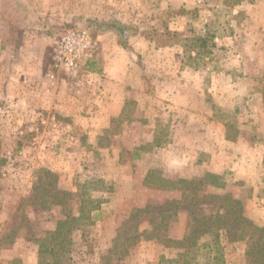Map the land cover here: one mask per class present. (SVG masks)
I'll return each instance as SVG.
<instances>
[{
  "label": "rangeland",
  "instance_id": "374dc122",
  "mask_svg": "<svg viewBox=\"0 0 264 264\" xmlns=\"http://www.w3.org/2000/svg\"><path fill=\"white\" fill-rule=\"evenodd\" d=\"M76 27L94 59L37 95L26 59L48 76L52 39ZM261 157L264 0H0V264H42L38 241L66 216L81 218L64 264L176 259L162 241L234 200L264 225ZM219 242L201 237L193 263L220 264V248L249 264L247 236Z\"/></svg>",
  "mask_w": 264,
  "mask_h": 264
},
{
  "label": "trees",
  "instance_id": "16d2710c",
  "mask_svg": "<svg viewBox=\"0 0 264 264\" xmlns=\"http://www.w3.org/2000/svg\"><path fill=\"white\" fill-rule=\"evenodd\" d=\"M108 29H116L115 24H103ZM120 29V25L118 27ZM41 177L39 181L46 179L49 182L45 187L51 186V189L59 197L60 195H69L66 191L60 190L55 186V177L48 170H40ZM217 181V179H216ZM82 207L80 208V213ZM223 215H226L223 217ZM78 217L66 216L64 220L58 221L55 229L48 236L39 239V250L43 256L42 264H64L71 260L70 249L73 240L70 237L73 226L79 221ZM222 218V219H221ZM212 235L214 240L224 238L228 242H232L237 236L240 239L247 236L250 241V249L246 251L249 264H264V225L254 224L242 214V206L240 201L234 200L228 210H224L223 214L215 213L207 218L197 219L193 217L188 221V233L180 240L165 239L162 244L168 248H174L178 251L176 259L161 258L159 264H194L200 245L198 241L201 237ZM219 242V245H220ZM218 254L214 259L223 264V254L220 248L217 249Z\"/></svg>",
  "mask_w": 264,
  "mask_h": 264
},
{
  "label": "built area",
  "instance_id": "2783aa9c",
  "mask_svg": "<svg viewBox=\"0 0 264 264\" xmlns=\"http://www.w3.org/2000/svg\"><path fill=\"white\" fill-rule=\"evenodd\" d=\"M50 46L53 70L48 74L50 83H54L55 71L65 72L71 79L78 81V75L94 59L98 50L95 39L81 27L65 31L52 39Z\"/></svg>",
  "mask_w": 264,
  "mask_h": 264
},
{
  "label": "crops",
  "instance_id": "0c3cea01",
  "mask_svg": "<svg viewBox=\"0 0 264 264\" xmlns=\"http://www.w3.org/2000/svg\"><path fill=\"white\" fill-rule=\"evenodd\" d=\"M22 48V47H21ZM21 50H23V48L21 49ZM16 52H19V51H16ZM40 55H42L41 54V52H40ZM51 56V55H50ZM99 56H101V55H99ZM51 59V58H50ZM27 60V62H26V64L25 65H23L22 66V68H21V71L22 72H24V69L26 68V67H28L29 69H33V71H36V70H38V71H42V75H40V78L36 81V82H39V84H40V94H37V95H43L42 97H46L47 96V94H45L44 92H43V90H45L46 89V84H48V76H45V72H44V69H43V59L42 58H40V57H38V60H36L35 62L34 61H32L31 59H26ZM50 62H51V60H50ZM10 65H11V67H13V68H16V62L15 61H10ZM107 66H108V63H105V72L106 73H108V68H107ZM32 67V68H31ZM50 68H52L51 67V65H50ZM51 70V69H50ZM106 78H107V75H104ZM113 77H110V79H112ZM15 80V77L14 76H12L11 78H10V80L9 81H14ZM116 80H117V77H116ZM108 82H109V80H108ZM33 83H35V81L33 82ZM43 92V93H42ZM55 96H54V94H53V92H52V98H54ZM111 98V97H110ZM105 99H106V102H107V99H109V96H108V98H107V95L105 96ZM260 165L262 164L263 165V163H264V157H261V159H260ZM261 190H264V179H263V182H262V185H261V188H260V191ZM264 192V191H263ZM264 199V198H263ZM262 199V200H263ZM260 201L261 203H262V205H263V207H261L262 208V210L260 211V213H258V217H256L255 219H256V221L255 222H257V223H263L264 224V200L263 201Z\"/></svg>",
  "mask_w": 264,
  "mask_h": 264
}]
</instances>
